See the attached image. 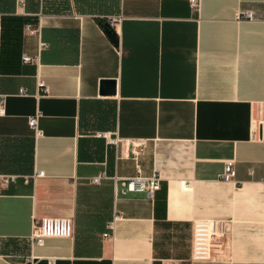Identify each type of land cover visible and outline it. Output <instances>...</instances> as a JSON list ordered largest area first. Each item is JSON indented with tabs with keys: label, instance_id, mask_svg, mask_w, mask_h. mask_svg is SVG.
Here are the masks:
<instances>
[{
	"label": "crops",
	"instance_id": "crops-1",
	"mask_svg": "<svg viewBox=\"0 0 264 264\" xmlns=\"http://www.w3.org/2000/svg\"><path fill=\"white\" fill-rule=\"evenodd\" d=\"M0 99V264H264V0H0ZM138 173L160 176L152 199L126 192ZM44 217L72 237L31 245ZM212 219L226 236L192 261Z\"/></svg>",
	"mask_w": 264,
	"mask_h": 264
},
{
	"label": "built area",
	"instance_id": "built-area-1",
	"mask_svg": "<svg viewBox=\"0 0 264 264\" xmlns=\"http://www.w3.org/2000/svg\"><path fill=\"white\" fill-rule=\"evenodd\" d=\"M191 10L199 15L201 10V0H186ZM252 13L246 12L239 14L237 20L252 19ZM121 21V16L109 18L107 23L109 28H115ZM27 30L30 33H35L33 30ZM23 62L31 61L27 56L22 57ZM39 87L43 88V84L39 83ZM3 99H0V115L3 111ZM28 126L35 134L37 131V116L28 119ZM251 134L254 139L264 140V103L258 104L255 107L254 115L251 118ZM144 144L133 142L131 144L130 154L134 160L142 153ZM42 171H37L33 174L34 178L43 177ZM235 177L234 162L228 160L224 163L221 180L223 182H232ZM104 175L91 178V182L96 184ZM15 176L1 175L0 174V187L3 184L13 182ZM161 178L157 174L150 177H143L139 173L134 176L123 180L122 184L126 192L130 193H145L148 198L152 199L154 194L160 190ZM107 226L108 232L104 234L105 237L109 236L114 228V221ZM226 225L222 220H199L192 224L191 232V250L190 259L192 261H207L211 259L213 250L219 246L220 240L226 236ZM73 235V223L70 218H41L37 225L34 226L33 232L30 236L31 245L42 246L46 239H65Z\"/></svg>",
	"mask_w": 264,
	"mask_h": 264
},
{
	"label": "water",
	"instance_id": "water-1",
	"mask_svg": "<svg viewBox=\"0 0 264 264\" xmlns=\"http://www.w3.org/2000/svg\"><path fill=\"white\" fill-rule=\"evenodd\" d=\"M104 32L107 34V36L114 42L115 41V34L114 32L108 27V24H104ZM101 88V95H108V93L114 92V83L112 81H105L102 83Z\"/></svg>",
	"mask_w": 264,
	"mask_h": 264
}]
</instances>
